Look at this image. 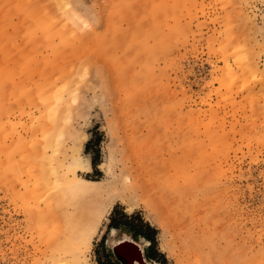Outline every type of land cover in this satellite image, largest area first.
Instances as JSON below:
<instances>
[{"label": "rangeland", "instance_id": "374dc122", "mask_svg": "<svg viewBox=\"0 0 264 264\" xmlns=\"http://www.w3.org/2000/svg\"><path fill=\"white\" fill-rule=\"evenodd\" d=\"M52 2L0 0V163L3 148L17 156V182L0 164V264L47 263L41 97L64 84L90 159L80 177L116 178L142 156L180 188L149 208L113 201L81 263L120 264L116 226L152 237L154 264H264V0H65L69 15ZM42 12L64 28L45 32Z\"/></svg>", "mask_w": 264, "mask_h": 264}, {"label": "bare ground", "instance_id": "6f19581e", "mask_svg": "<svg viewBox=\"0 0 264 264\" xmlns=\"http://www.w3.org/2000/svg\"><path fill=\"white\" fill-rule=\"evenodd\" d=\"M53 2H52L53 6L54 7L56 6L58 8L57 12H59V9H60L62 11V13H64V15L65 14L69 15V13H72V10L70 8H68L67 2H65V0H53ZM53 9H55V8H53ZM69 9L71 10V12ZM113 13H114V11H113ZM142 13H141V15H142ZM39 14L40 13H38V15ZM145 14L143 16H145ZM40 15L43 16L44 20H43V23H38V24H40L39 27L44 29L45 32L50 33V31L57 30V28H59V27H54L52 25L51 18L45 12H42ZM111 17H113V16H111ZM37 18H39V17H37ZM65 18H67V17H65ZM70 22H72V21H70ZM79 22H81V21H79ZM33 23H35V22H33ZM60 23L62 25L61 26L59 24V26H61L60 28L61 29H62V27L64 28L63 25L65 23L62 24L63 21ZM57 24H55V26ZM73 26H74V24H73ZM30 28H32V27H30ZM60 28H59V30H60ZM37 30H38V28H37ZM57 32H59V31L57 30ZM51 33H50V35H51ZM101 34H103V33H101ZM51 37H53V36H51ZM135 42H137V41H133V43H135ZM142 42L145 43V41H142ZM99 43H100V41H99ZM103 47H104V45H103ZM137 47L140 48L139 45ZM143 47H141V48H143ZM105 55H106V53H105ZM115 58L116 57H114L113 59L115 60ZM124 58H126V57H124ZM16 69L17 68H15V70ZM124 73H125V71H124ZM127 76H128V74H127ZM127 76H126V78H127ZM142 76H144V72H143ZM259 76H261V75H259ZM263 77H264V75H262V77H260L261 80ZM130 79H133V78H130ZM135 79L133 81H135ZM130 81H132V80H130ZM263 81H264V79L262 80V82ZM67 83L69 84V82H67ZM139 85H142V84H139ZM66 86L64 84L63 86L58 87V89L52 88L53 90H51V89L48 90L41 97V104H42L41 107L45 106V107H43L44 109L42 110L43 112L41 111V113H43V115L47 118V119H45V121L49 120L48 122H49L51 127L50 128L47 127L49 124L46 126V124L48 122L47 123L45 122V124H44V122L40 121L42 123L39 124L40 122L38 119L37 124H39V126L44 125L43 128H42V126H40L41 129H44V127L48 128L49 132L45 136V140H46L45 145L47 146V148L49 150H48L47 154L44 153L46 155L45 157H44V155L43 156L40 155V158L42 159V163L39 162V164L42 165V167L39 166V164H37V165L42 170V171H40V170L39 171H40V173L42 172V175H43L42 176L43 178H41V180H44L43 185L46 184L45 185L46 188H45V186H44V188L47 191L44 190L43 187H42V190L46 191L48 193L45 192L47 195L45 194L46 196L43 199L40 196L38 197V195L36 197H37V200H40L44 203V206H42V207H43L45 214L43 213V215H46V216L42 218L41 217L42 211L40 212L41 214L38 213L39 216L41 215L40 216L41 221L43 220L42 224L46 226L47 224L51 223V224L47 225V228L50 227L49 231L51 234L48 231V235L50 234L49 235L50 237L48 236L46 239V240H49L48 244H47V247L49 246V248H47V249H49L48 250L49 254L46 253L47 251H45L46 255L48 254L47 256H45L44 253H42V255H43L42 259H44L43 257H45V258L48 257V259L46 258L47 263L50 261L49 262L50 264H66L68 262H69V264H83V263H81L83 261L82 258H84L83 249H88L90 247V241L92 238H94V236L97 232V228H98L103 216L105 215L108 207H110V205L113 203V201H118V202L126 205L128 211H132L135 208V206H138V205H144L147 208H149V207H153V205L155 206L158 202L160 203V200L163 198V196H164V198L166 197L165 200L167 202H171L170 198L173 199L175 193L178 190L177 188H179V186H176L175 182L173 183L172 181H170L171 178H169V177H171V176L169 175L170 174L169 171L171 169H170L169 164H167V166H166V163H164L162 161H161L162 163H160V164H158V163L154 164V163H150V162H149V164H145V163H148L145 160H144L145 163H143V161H142V163H140V161H138V160H141L142 156L141 157L139 156V159H137V161L135 160L138 163H135L134 165L132 164L129 167L122 168L121 175L116 177V178H112V179H109L107 181H95V180H89V179L80 177L78 175V172H79L81 167L83 168L85 163H86L85 164L86 168L90 169V161H89L90 159H87L85 157L86 159L83 158L84 161L83 162L81 161L82 160L81 154H80V151H81L80 147H81V142H82V141L80 142L81 136H79L78 131L76 132V130H77L76 128H78V127L75 128L76 130L75 129L73 130V128L71 126V124H72L71 121L72 120L75 121V119L74 118L72 119L71 117H73V116L70 117V115H68V113L64 117L62 116V113H64L63 112L64 110L62 111V109L69 102V100H66V98H65L69 94L68 91H66V90H69V89H66ZM69 87H71V85ZM123 87H124V85H123ZM74 89L76 90V87H74ZM138 90H140V89H138ZM65 91H66V94H65L66 96L64 95ZM14 94H15V92H14ZM5 98H6V96H5ZM74 98H75V96H74ZM67 99H69V96L67 97ZM65 111H66V109H65ZM67 112H68V110H67ZM38 113H39V109H38ZM41 113H39V114L41 115ZM40 115H39V117H40ZM41 117H43V116H41ZM41 117H40V119H42L44 121V117L43 118H41ZM70 118L72 119L71 121H70ZM40 127L37 126L38 129ZM78 130H80V129H78ZM45 132H46V130L44 132L40 131L41 134L42 133L45 134ZM43 135H42V137H43ZM43 142L44 141H41L42 144H43ZM42 144H41V146H42ZM3 150H5V149L4 148L2 149V153L5 154V155L3 154L4 158H5V156H8L6 154L8 151L6 152ZM38 150H39V148H38ZM59 151H60V153H59ZM36 152H38V151H36ZM14 153H15V151H14ZM40 154H43L42 150H41ZM136 154H137V152H136ZM141 155H143V154H141ZM129 156H132V155L129 154ZM3 159H2L3 163H0L1 165L3 164V166H4V168H3L0 165L2 167V169H4L3 171L7 170V172H8V170H9V173L12 172L10 174H13V178H15V176H16V178L14 180L17 182V180H16L17 179V156H16V159L13 161L10 160L8 162H6V161L4 162ZM0 160H1V158H0ZM36 163L37 162H35V164ZM167 163H170V162H167ZM81 164L83 166H81ZM85 166H84V168H85ZM179 167H180V169H182L181 165ZM5 168H6V170H5ZM34 169H35V167H34ZM87 169H85V170H87ZM178 170H176V171H178ZM173 171H175V170H172V172H171L172 174L174 173ZM180 173L183 174L182 171ZM175 175L178 176V173H176ZM172 176H174V175H172ZM38 178L40 179V174L38 175ZM38 178H36V180ZM173 179H174V177H173ZM11 181H13V180H11ZM38 181L39 180H37L36 184L39 183ZM176 181H177V178H176ZM182 181H185V180H182ZM41 182H43V181H40V183ZM11 185H12V183H11ZM41 185H42V183H41ZM174 186H175V188L177 187L176 188L177 190L174 188ZM37 187H38V185H37ZM172 189H175L176 191L172 190ZM168 192H169V194L167 195ZM43 194H44V192H43ZM35 200H36V198H35ZM156 201H158V202H156ZM36 202L38 203L39 201H35V203ZM38 206H39V204H38ZM46 218L48 220H45V222H44V219H46ZM115 235H116L115 230H111V232L109 234V238L107 240V244L110 246V248L117 246L121 242H124V241L129 242L132 240L128 236H124V235L120 236V238L116 239ZM131 242H133L135 244V246L137 247V249L139 250V252L141 254V257L135 259L132 264H154V263L147 261L142 256L143 252H142V244L141 243H138L135 241H131ZM146 244H148V242ZM46 259H45V261H46ZM42 263L47 264L44 262H42Z\"/></svg>", "mask_w": 264, "mask_h": 264}, {"label": "water", "instance_id": "95a60500", "mask_svg": "<svg viewBox=\"0 0 264 264\" xmlns=\"http://www.w3.org/2000/svg\"><path fill=\"white\" fill-rule=\"evenodd\" d=\"M131 241L121 242L117 246L111 248L115 259L120 264H132L135 259L141 257L139 250L137 249L135 244Z\"/></svg>", "mask_w": 264, "mask_h": 264}, {"label": "crops", "instance_id": "0c3cea01", "mask_svg": "<svg viewBox=\"0 0 264 264\" xmlns=\"http://www.w3.org/2000/svg\"><path fill=\"white\" fill-rule=\"evenodd\" d=\"M112 230H117V227L112 228ZM132 232H133V231H130V232H128V233H125L124 236H128L130 239H132L133 241L138 242V243L144 242V243L146 244V243L148 242V244H146V245H149V244L151 243V239H148L147 234L138 231V232H137V236L134 237ZM122 236H123V235H122ZM146 236H147V237H146ZM121 241H122V240H121ZM146 250H147V249H146ZM142 252H143V257H144L145 259H148V260H150V261H151V260H152V261H155L154 257H149V256L147 255V251H146V252L144 251V247H143V245H142Z\"/></svg>", "mask_w": 264, "mask_h": 264}, {"label": "trees", "instance_id": "16d2710c", "mask_svg": "<svg viewBox=\"0 0 264 264\" xmlns=\"http://www.w3.org/2000/svg\"><path fill=\"white\" fill-rule=\"evenodd\" d=\"M115 227H116V226H112V228H115ZM137 232H138V231H133V232H132L134 237L137 236ZM147 236H148V239H151V242L154 241V239H153L152 237H150L148 234H147ZM147 236H146V237H147Z\"/></svg>", "mask_w": 264, "mask_h": 264}]
</instances>
